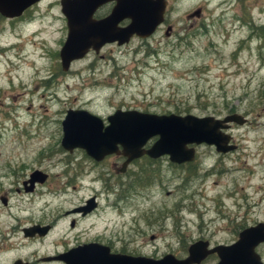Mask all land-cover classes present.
<instances>
[{
  "label": "rangeland",
  "instance_id": "obj_1",
  "mask_svg": "<svg viewBox=\"0 0 264 264\" xmlns=\"http://www.w3.org/2000/svg\"><path fill=\"white\" fill-rule=\"evenodd\" d=\"M202 1L171 0V5H174V13L179 15L186 9L201 6ZM58 5V0H40L33 4L26 11L24 23L16 25L19 28L17 35L13 37L10 33L3 37V40L13 41L19 47L11 46L12 54L9 52L8 57L0 56L2 169L22 162L27 166L54 171L55 167L50 166L59 150L60 120L65 109L83 108L98 114L104 121L112 104L164 114L222 117L233 112L240 113L247 118L248 124H233L231 130L238 147L229 163L237 169L231 170L234 173L226 178V173L222 172L224 165L216 164L219 172L211 174L208 168L212 160L208 159L207 169L203 170L207 176H202L195 162L174 166L162 157L148 165L140 163L141 168L135 164L130 166L127 174L119 175L116 181L109 179L110 186L100 191L102 181L93 183L91 177L101 165L90 168L88 161L77 152L80 165L89 170L85 174L84 186L77 185L73 189L67 186L65 191L60 189L56 194L45 191L46 194L35 198L33 204L14 194L10 197L9 209L0 205L1 228L12 223L10 217L1 215L8 210L27 214L30 208L44 205V201L47 202L44 208L60 209L70 207L67 201L78 202L96 194L101 207L93 218L105 220L108 226L99 227L98 233L104 238H112L124 232L128 223L132 225L128 221L132 213H129V208L121 207L123 201L119 198H127L131 203L141 199L142 202L132 210L135 215L140 211L145 216L137 221L139 230L145 235L136 240L140 242L144 239L146 246L139 251L151 253L157 245L159 250L151 254H158L167 250L165 245L162 247V242L169 241V249L178 251L200 234L210 243L226 241L232 238L231 227L238 228L244 219L250 222L254 218H263L264 211L259 212L254 207L249 212L252 206L246 205L243 200V196L256 200L264 191V165H256L257 170L251 172L248 171L251 167L245 162L250 158L247 163L252 165L260 156L264 160V62L256 56L255 40L250 42L249 50L243 47L235 57L231 54L235 41L245 36L247 29L231 30L230 38L224 40L220 34L212 36L209 28L204 35L194 28L185 30L183 27H187V23L184 21V24L176 25L174 34L169 38L159 29L145 40L131 39L122 45L106 44L98 55L89 52L70 62L68 72L60 74L55 52L65 37V25ZM206 5L210 8L212 1ZM32 29L36 30L33 32ZM175 33L180 37L189 34L185 38L191 42L177 41ZM210 38L214 39L213 44L208 43ZM44 150L54 157L52 155L37 162L36 154ZM197 150L198 159L202 153L207 154L205 160L212 158V149L199 147ZM223 162H228V158L224 157ZM134 175L146 181L127 188L128 182H135ZM116 201H119V207H112L119 210L121 207L126 211L125 219L119 218L120 211L109 206ZM261 204L264 208V202ZM23 206L26 211L19 210ZM156 215L154 220L148 221L147 218ZM124 220L127 223L123 225ZM163 224L164 227H161ZM80 231L88 233L85 226L77 233ZM149 233L160 237L156 236L150 242L146 236ZM20 234L17 231L14 235V241L20 243L17 256L32 246L29 241H22ZM94 234L91 233V236ZM178 236L180 244L176 243ZM46 247L39 244L37 250L41 252ZM13 254L15 252L3 250L0 262L10 264ZM184 255L183 251L179 252V256ZM210 262L211 259L202 264Z\"/></svg>",
  "mask_w": 264,
  "mask_h": 264
},
{
  "label": "flooded vegetation",
  "instance_id": "obj_2",
  "mask_svg": "<svg viewBox=\"0 0 264 264\" xmlns=\"http://www.w3.org/2000/svg\"><path fill=\"white\" fill-rule=\"evenodd\" d=\"M165 6L162 13L161 21L155 26L154 30L145 37H139L136 34H132L128 40L124 43L129 42L131 39H140L145 40L148 37H151L157 30L162 29L163 35L166 38H169L171 35L174 34V30L177 28L176 25H179L181 22L184 24V21L187 23V27H183V29L188 30L194 28V30H200V34L207 32L209 28L210 33L212 36H217L220 34L224 40H228L230 38L231 30H241L243 28L247 29V33L245 36H241L239 39L235 41L236 46L232 51V56H236L241 48L246 47L248 50L250 48V42L255 40L257 51V58L259 61L264 62V0H204L202 1L203 4L201 6H196L194 8L186 9L181 14L177 15L174 13V5H171V0H164ZM212 1V6L207 8L206 4H209ZM39 2V1H38ZM37 3V2H36ZM115 0H104L100 4H98L91 13V18L93 19H101L107 17L113 9L115 5ZM35 4V3H34ZM58 11L62 14L64 25H65V37L62 40L64 42L66 35H67V25H66V18L62 13V6L60 4V0H58ZM33 4L28 6L27 8L23 9L20 14L15 16H7L0 13V56H7L9 52L11 53V46L17 48L19 45L15 42H11L8 40H3L4 36H7L10 33L17 35L19 28L17 29L16 25L18 23H24L26 11L31 9ZM80 6H74V10L78 12H82L83 8H79ZM206 18V20H205ZM128 17H121L119 18L115 24V27L121 28L126 26L129 23ZM205 20V21H204ZM33 32L36 29H32ZM39 33V31H37ZM178 37L177 41H188L185 38L184 34L183 37H180L177 33H175ZM33 44L34 41H32ZM117 44V41L105 42L102 44L98 50H94L91 47L87 49V51L81 56H85L89 52H93L95 55L99 50L105 46L106 44ZM209 44L214 43V39H208ZM59 47V49H60ZM51 49V48H50ZM59 49L55 54L58 55V65L60 67V74L68 72V67L70 62L75 59L74 58L69 61L68 66L66 69L61 68L60 63V55ZM52 50V49H51ZM12 54V53H11ZM103 57V55H100ZM17 68V67H16ZM7 71V70H6ZM18 86V85H17ZM0 92L3 93V90L0 89ZM2 101L0 100V105H2ZM67 109H83V108H67ZM64 111L63 117L65 115L66 110ZM138 110L136 108H122L121 105L112 104L110 108V113L107 114L103 119L96 113H90L97 115L103 121V124H106V117L112 114L115 110ZM86 110V109H85ZM264 110V107L262 108ZM141 112H148L147 110H138ZM163 114V113H162ZM203 116V115H199ZM213 116V115H212ZM224 116V115H223ZM222 116V117H223ZM62 117V119H63ZM215 117V116H214ZM216 117V118H222ZM245 121L241 124L236 122H229L228 126L225 128H220L221 132H224L229 135V138L226 142V146H232L230 149L224 151H217L213 144H206L205 142H199L194 145V154L191 160L189 161H181V162H174L169 160L166 154L159 155L157 157H149L145 154H142L138 157H135L128 161L124 167H122V163L125 160V157L118 153H110L104 155L100 160H94L89 155H87L83 150H79L76 148H72L71 150L64 149L60 144L59 139V150L56 152L55 160L52 159V164L50 167H55L54 171H48L44 168H39L36 166H27L24 163H20L19 165L9 166L7 165L2 169L0 167V205L7 206L9 209V200L14 194L17 196H21L23 200H26V203L33 204L34 199L40 197L41 195H45L46 192H53L54 194L58 193L60 189L65 191L64 187L70 186L71 189L75 188L77 185L80 187L84 186V179L85 174L89 173V170H84V167L80 165V161L76 157V153L79 152L80 155L86 159L89 163L90 168H97L98 165H101L100 168H97V171L92 174L91 177L93 181H102L103 186L100 188V191L103 189H107L110 186L108 182L109 179L116 181L119 175H125L128 173V168L132 165H136L139 167L140 163H146V165L158 162L165 157L169 163L174 166H182L184 164H198L201 171L202 176L206 175L207 172L203 171L206 170L208 159L212 160V165H209L210 172L214 173L219 172V169L215 166L216 164H223L224 170L222 172L226 173V178H229L234 172L231 170H236L237 168H233V165L229 162L232 161L233 156L232 154L238 147L237 143L235 142V138L231 134V130L234 125H244L248 124V120L246 117ZM61 119V120H62ZM61 120H60V128H61ZM234 124V125H233ZM61 138V136H60ZM152 142V141H151ZM150 142V143H151ZM150 143L145 144L147 147ZM192 145V146H193ZM199 147H207L212 149V158L205 157L207 154L199 155L198 159V148ZM36 161L41 162L43 159H47L53 154L47 150L42 151V153L36 154ZM205 156V157H204ZM54 157V155H53ZM224 157L228 158V162L224 163ZM250 159V158H249ZM245 161L247 166H250L251 169L248 171L257 170L260 164L264 165V160L262 156L258 158V160L253 161L251 164L248 165V160ZM206 162V163H205ZM59 164V165H58ZM104 164L105 166H103ZM256 165H258L256 167ZM107 166V167H106ZM141 168V167H139ZM264 168V167H263ZM261 168L260 170H262ZM60 169V171H59ZM157 169V168H155ZM230 173V175H228ZM138 176V175H137ZM135 177V182H128L127 188L132 187L133 185H142V183L146 180H143L139 177ZM205 176V177H206ZM202 177V178H205ZM153 180V177H150ZM249 179V178H248ZM52 180V182H51ZM219 182V181H218ZM94 183V182H93ZM52 184L53 186H49ZM258 187V186H257ZM7 189V190H6ZM44 190V191H43ZM46 191V192H45ZM245 192V191H244ZM249 195V194H248ZM95 195H88L87 197L81 199L78 202L74 201H67L70 204V207H63L60 209H50L49 207L44 206L47 204L44 201V205H40L34 208H30L27 214H16L12 211H6V214H2V216H8L11 218L12 223L9 224L7 227L0 226V256L3 250L5 251H13L15 254L11 257V263L15 264L18 261V264H67L68 255H64L65 253L69 252L71 249L82 246L89 243H96L102 246L107 247V252L109 254H124V255H131V256H146L151 258H160L165 254H172L176 258H183L187 254L188 246L197 241V240H206L207 247H213L216 245H230L233 244L237 239L238 235L241 231L248 228H258L264 234V217L263 218H254L252 221L247 222L245 219L243 224H240L238 228L232 229L231 227V234L232 238L226 241H216L214 243H210L208 239L201 236V234L196 238V240L191 241L188 245L183 246L178 251H171L169 249L170 242L166 241L165 243H161L162 247L166 246V251L158 253V254H151L159 250L158 246L155 245L151 253H144L139 250L145 248L144 239L138 242L136 239L137 237H143L145 235L144 232L139 230L137 226V221L144 217V213L141 214L138 211V214H134L135 208L139 205L142 200L140 199L137 202H128L127 198L120 197L122 202L121 207L129 208V213H132L129 217V222H132V225L128 223L124 232L117 233L116 236L113 235L112 238H104V235H100L98 233L99 227H108L106 225L105 220H95L93 217H96L95 213H97L98 208L101 207L100 201L96 199ZM24 197V198H23ZM92 198L91 205L89 208H84L89 202L88 199ZM144 199H146L144 197ZM243 200L246 201V205L252 206L249 212L256 207L259 212L264 211V208L261 203L264 202V191L262 194L256 199L253 200L249 196H243ZM60 203V201H58ZM11 203V200H10ZM119 201L109 203V206L114 209L115 211H120L121 219H125L124 210L115 209L112 206L119 207ZM105 209L108 210L107 204L104 203ZM56 208V207H55ZM20 211H26L25 206L19 208ZM165 210V209H164ZM110 211V210H109ZM158 215L154 216L153 218H147L148 221L154 220ZM151 217V216H150ZM233 218V217H232ZM127 219V218H126ZM104 223V224H103ZM117 223V222H116ZM115 223V224H116ZM127 223V220H124L122 223L123 225ZM179 223V222H178ZM110 225H112L109 222ZM86 227L88 233H77V231L82 229V227ZM122 226V225H120ZM119 226V227H120ZM177 226V225H176ZM164 227V224L161 225ZM97 228V229H95ZM227 228V226H226ZM24 229H28V233L24 232ZM21 233L20 239L22 241H29L28 244L32 245L31 248H28L24 251L21 256H17L18 249L20 248V243L14 241V235L16 232ZM158 231L157 233H160ZM91 233H95L91 236ZM256 235L258 231L254 232ZM147 238L153 240L156 236L155 234L149 233L146 235ZM160 237V236H158ZM180 237L176 238V243L180 244ZM163 241V240H162ZM152 242V241H150ZM45 244L47 247L44 251H39L38 245ZM37 245V248L35 247ZM183 251L185 253L184 256H179V252ZM248 254H245V260L247 261L246 264H264V240H259L251 247V252L248 251ZM95 255V254H94ZM97 255V254H96ZM248 255V256H247ZM62 256V257H61ZM232 256V255H231ZM102 258V255H98L97 258ZM75 258V257H74ZM210 264H218L219 262V255L217 252H211L206 254L198 263L194 264H202V262H206L210 260ZM232 260V261H231ZM231 263H233V257L230 259ZM0 264H2L0 262ZM204 264V263H203Z\"/></svg>",
  "mask_w": 264,
  "mask_h": 264
},
{
  "label": "water",
  "instance_id": "obj_3",
  "mask_svg": "<svg viewBox=\"0 0 264 264\" xmlns=\"http://www.w3.org/2000/svg\"><path fill=\"white\" fill-rule=\"evenodd\" d=\"M37 1L0 0V13L12 17ZM103 1L60 0L67 25V35L59 49L62 69L67 68L70 60L81 57L89 47L97 51L105 42L115 40L121 44L132 34L139 37L149 35L161 21L165 6L164 0H115L107 17L91 18L93 9ZM74 6H80L78 9L83 8V11L74 10ZM121 17H128L129 23L117 28L114 22ZM244 121V116L236 112L216 118L212 115L157 114L133 109L115 110L103 124L100 117L85 109H67L61 120L60 144L67 150L81 148L94 160L110 153L121 154L125 157L122 167L142 154L149 157L166 154L169 160L181 162L192 159V144L199 142L213 144L217 151L230 149L232 146L225 145L229 135L219 129L227 127L229 122L241 124ZM151 138L154 139L145 147ZM91 200L88 199L84 208L90 207ZM24 232L28 233V229ZM259 240H264L261 228H248L241 231L238 239L230 245L208 248L206 240H197L188 246L183 258L170 253L160 258L109 254L107 247L96 243L77 246L64 255H68L67 264H194L206 254L217 252L220 257L218 264H246L245 254L251 252V247ZM98 255L104 259L97 258Z\"/></svg>",
  "mask_w": 264,
  "mask_h": 264
}]
</instances>
